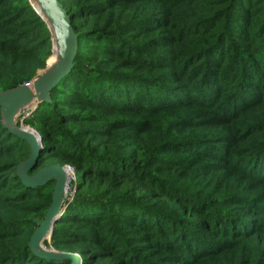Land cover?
<instances>
[{
  "label": "trees",
  "instance_id": "16d2710c",
  "mask_svg": "<svg viewBox=\"0 0 264 264\" xmlns=\"http://www.w3.org/2000/svg\"><path fill=\"white\" fill-rule=\"evenodd\" d=\"M59 1L74 69L24 119L44 143L31 173L76 176L45 245L82 264H264V0ZM52 50L30 0H0V91ZM30 154L0 112V264H55L30 247L55 184L24 185Z\"/></svg>",
  "mask_w": 264,
  "mask_h": 264
},
{
  "label": "water",
  "instance_id": "95a60500",
  "mask_svg": "<svg viewBox=\"0 0 264 264\" xmlns=\"http://www.w3.org/2000/svg\"><path fill=\"white\" fill-rule=\"evenodd\" d=\"M37 13L48 25L52 35L53 54L56 60L48 63L41 74L32 83L0 91V112L2 125L9 132L23 140L31 147L30 156L19 163L17 174L24 185L32 188L42 187L54 181L52 202L47 209L44 220L36 228L30 240L34 255L55 264H82V257L77 253L47 249L46 241H51L56 225L66 206L69 178L66 165L52 164L31 173L37 166L42 154L43 139L35 129L26 126L18 117L25 110L34 111L42 102L51 101V92L74 69L78 54L79 37L71 16L59 0H30ZM34 2L37 3L35 7ZM41 71H39L40 73ZM73 195L70 196L72 199Z\"/></svg>",
  "mask_w": 264,
  "mask_h": 264
},
{
  "label": "built area",
  "instance_id": "2783aa9c",
  "mask_svg": "<svg viewBox=\"0 0 264 264\" xmlns=\"http://www.w3.org/2000/svg\"><path fill=\"white\" fill-rule=\"evenodd\" d=\"M32 82H33V81H32ZM32 82H31V83H32ZM31 113H32L31 110H25V111H23V112L20 114V116H21V117H20V121L22 122L25 118L29 117ZM66 167H67V169H68V168L72 169L73 172H74V168H73L71 165H66ZM73 181L76 182L75 172H74V178H73V180L70 181L69 184H68V186H67V197H70L71 195H73L72 191H70L71 188L74 187V185H73Z\"/></svg>",
  "mask_w": 264,
  "mask_h": 264
},
{
  "label": "rangeland",
  "instance_id": "374dc122",
  "mask_svg": "<svg viewBox=\"0 0 264 264\" xmlns=\"http://www.w3.org/2000/svg\"><path fill=\"white\" fill-rule=\"evenodd\" d=\"M53 49H54V48H53ZM42 72H43V70H41V72H40L39 74H41ZM37 77H38V76H37ZM37 77H36V78H37ZM36 78H35L34 80H36ZM21 113H22V112H21ZM20 117H21V116L18 117L19 120H20ZM26 126L30 127L32 130L34 129V128H32L31 126H29V125H27V124H26ZM69 181H71V180H69ZM70 191H72V193H73V192L75 191V187H72ZM67 198H70V197H67ZM45 247H46L47 249H50V248H48L46 245H45Z\"/></svg>",
  "mask_w": 264,
  "mask_h": 264
},
{
  "label": "bare ground",
  "instance_id": "6f19581e",
  "mask_svg": "<svg viewBox=\"0 0 264 264\" xmlns=\"http://www.w3.org/2000/svg\"><path fill=\"white\" fill-rule=\"evenodd\" d=\"M55 60H56V54H55L54 60H53V62L51 64H53L55 62Z\"/></svg>",
  "mask_w": 264,
  "mask_h": 264
}]
</instances>
